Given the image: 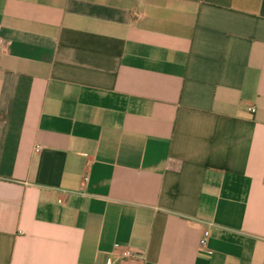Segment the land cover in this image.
Masks as SVG:
<instances>
[{"label":"crops","instance_id":"obj_1","mask_svg":"<svg viewBox=\"0 0 264 264\" xmlns=\"http://www.w3.org/2000/svg\"><path fill=\"white\" fill-rule=\"evenodd\" d=\"M0 36V264H264V0H0Z\"/></svg>","mask_w":264,"mask_h":264},{"label":"built area","instance_id":"obj_2","mask_svg":"<svg viewBox=\"0 0 264 264\" xmlns=\"http://www.w3.org/2000/svg\"><path fill=\"white\" fill-rule=\"evenodd\" d=\"M6 48V41L3 37L0 36V53H2L4 51V49ZM250 111L252 113L255 112V109L254 108H251ZM42 150V146H37L35 151L37 153L41 152ZM85 180H87V178H85ZM206 245H207V240L206 239H203L201 241V246L203 248H206ZM140 255L138 252H135L133 250H130V249H121V257L124 258V259H135V258H138ZM110 264H115V263H110Z\"/></svg>","mask_w":264,"mask_h":264}]
</instances>
